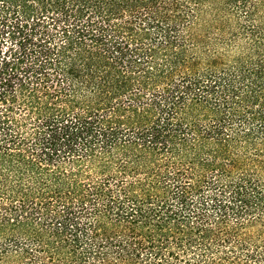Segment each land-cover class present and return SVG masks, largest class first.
<instances>
[{"label": "trees", "instance_id": "trees-1", "mask_svg": "<svg viewBox=\"0 0 264 264\" xmlns=\"http://www.w3.org/2000/svg\"><path fill=\"white\" fill-rule=\"evenodd\" d=\"M0 264H264V0H0Z\"/></svg>", "mask_w": 264, "mask_h": 264}]
</instances>
